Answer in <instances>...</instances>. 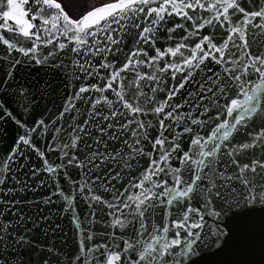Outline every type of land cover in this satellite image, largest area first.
<instances>
[{
    "label": "snow or ice",
    "instance_id": "1",
    "mask_svg": "<svg viewBox=\"0 0 264 264\" xmlns=\"http://www.w3.org/2000/svg\"><path fill=\"white\" fill-rule=\"evenodd\" d=\"M74 2L0 0V264H25L23 250L28 264H264V2L110 0L79 12ZM31 67L75 89L58 111L52 79L26 78ZM41 172L53 190L24 201L18 174ZM77 195L89 225L106 211L101 224L120 235L119 251L90 243L97 233L83 226ZM56 198L75 250L55 243Z\"/></svg>",
    "mask_w": 264,
    "mask_h": 264
},
{
    "label": "water",
    "instance_id": "2",
    "mask_svg": "<svg viewBox=\"0 0 264 264\" xmlns=\"http://www.w3.org/2000/svg\"><path fill=\"white\" fill-rule=\"evenodd\" d=\"M261 2H264V0H261ZM176 22H177V20H169L168 24L165 25V29L167 27L171 26L172 24L176 23ZM204 31H205V33H207L208 29L206 28ZM181 34H182V32L178 31L177 33H174L173 35L179 36ZM5 35H6V37L10 38V34L5 33ZM164 35H166V32L162 31L161 36H164ZM164 43H166V42L165 41H158L157 47H162V45ZM168 43H175V41L168 42ZM262 43H264V41H262ZM130 47H132V44L129 41L128 43L123 45L122 52L117 54L118 59L121 62L125 59V54L128 52V49ZM3 51H4V47L2 45H0V53H2ZM108 58H109V60H112L113 56L110 55ZM98 62H99V58L94 60L93 64H97ZM117 66H119V65H117ZM100 71L103 73L104 69H101ZM142 71H148V69H143ZM22 74L26 78H31V79H44V78H51L52 79V81L55 84L56 89H57L56 93L54 94L55 95V104H54V108H53L54 112L58 111L60 109L61 105L64 102L65 96L71 94L72 91H75V89L69 90V89H66L64 87L65 76L63 74L57 73L55 76H52L51 72L45 68L31 67V68L25 69ZM130 78H131V74H130ZM178 80H179V76H177V81ZM94 82H97L95 77H93L92 79H88V80L77 81L76 83L77 84H80V83L92 84ZM125 83L127 84L128 81H126ZM141 83L143 84V82H141ZM145 91H148V89H145ZM105 95H109V93H105ZM158 96H163V92L158 93ZM110 98H114V97H110ZM178 98L179 97H177V99ZM77 107H80L79 103L77 104ZM82 118L83 117L81 116V119ZM65 119L67 120V117ZM144 119H153V117L147 116V117H144ZM221 119H223V117H221ZM165 123L167 124L168 122L165 121ZM67 130L70 131V129H67ZM10 131H12L14 133L15 129L10 128ZM206 131H207V129H205V133H206ZM150 132H151V135H157L158 129L154 127L150 130ZM164 135L168 136V132H165ZM145 143H147V142H145ZM39 146L41 147L42 150L46 149L47 148V141L41 143ZM183 146L185 148H187V138H185ZM46 155L48 156L50 163L55 164V163L60 162L58 153L46 152ZM32 163H34L36 166H40L42 162L39 159H37L35 156H33L32 157ZM173 163L175 164L176 161H173ZM69 172L71 173V175L74 179H79V175H78V172L76 170L69 169ZM18 175H19L20 179H24V180L28 181V190H26V192L20 197L24 201H42L53 190L51 180H49L47 175L43 172H41V175L37 176L35 178V180L31 179L30 175H25L24 173H19ZM41 179H44V182H45L43 188H40L38 186L39 181ZM60 183H61V186L64 188L66 193H70L72 191V189L69 186V183L64 180L62 174L60 177ZM7 186L15 187V184L13 183V184H10ZM33 187H36L37 190L32 191L31 188H33ZM100 194L101 195H108L107 193H100ZM56 199H57V203L52 206L51 214L55 215L57 217L58 223L61 225V228L56 234L55 243L58 246L65 247L66 249L75 250L77 247V244L79 242V238L77 236L76 229L74 228V225L70 219V215L60 216V213L58 210L63 208L64 204L61 200H59V198H56ZM75 206L81 215V220L83 222V226L86 229L88 227H91L92 230L97 233V235L94 237L93 241H91L90 243H101V244L108 243L110 245V251H119V249L116 248L115 245H120L121 247L123 246V241H122L120 235L117 234L115 237V240H113V237L109 234L111 230L104 228L101 224V221L107 220L106 211L101 210V211L97 212V220L95 221V223L93 225H89L88 224L89 209H88L85 201L83 199H81L79 197V195H77ZM34 208H35V205H27L24 210H25V212H27V214L32 215ZM117 232H118V230H117ZM126 238L127 237H125V239ZM36 239L40 243L46 244L49 242L50 238H45V237H42L41 235L37 234ZM87 243H89V242L86 241V244ZM253 244H254L255 248L258 250V248H259L258 232L255 236ZM3 255L5 256V259H9V260L11 259V256H8L7 253H3ZM17 255L22 256L24 258L25 264H28V261H30L33 257V252L31 250H23L20 253H18ZM237 258H239V257H237ZM101 259H105V257H101ZM117 264H121V262H117Z\"/></svg>",
    "mask_w": 264,
    "mask_h": 264
},
{
    "label": "trees",
    "instance_id": "3",
    "mask_svg": "<svg viewBox=\"0 0 264 264\" xmlns=\"http://www.w3.org/2000/svg\"><path fill=\"white\" fill-rule=\"evenodd\" d=\"M65 2H68V0H65ZM106 2H110V0H75L74 3H70L69 7L73 8L74 11L79 12L82 11L85 5H102ZM79 5V7H76V5Z\"/></svg>",
    "mask_w": 264,
    "mask_h": 264
}]
</instances>
